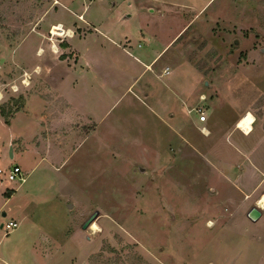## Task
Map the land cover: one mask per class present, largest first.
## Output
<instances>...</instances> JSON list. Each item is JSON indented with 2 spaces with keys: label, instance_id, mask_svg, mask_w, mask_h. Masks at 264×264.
<instances>
[{
  "label": "rangeland",
  "instance_id": "374dc122",
  "mask_svg": "<svg viewBox=\"0 0 264 264\" xmlns=\"http://www.w3.org/2000/svg\"><path fill=\"white\" fill-rule=\"evenodd\" d=\"M114 1L118 12L133 13L119 28L150 20L151 0ZM192 11L184 10L186 16ZM66 12L53 0H0V106L21 132L7 140L10 128L0 116V167L18 163L27 177L21 186L0 177V224L18 221L9 230L0 226V264H245L249 233L264 235V215L241 221L261 196L257 179L263 177L264 159L260 168L242 157L226 160L237 148L224 140L217 147L221 130L211 123L209 105L210 98L216 100L224 127L236 139L257 138L236 126L246 111L255 115L254 131L264 130V0H211L210 19L198 18L202 24L186 32L182 61L168 76L178 89L183 84L190 94L207 95L199 104L208 110L212 128L208 133L198 125L189 128L194 138L186 132L179 136L173 126L198 117L196 106L189 114L184 98L174 93L167 102L174 118L167 114L170 123L161 121L125 92L134 76L109 62L114 51L103 49L100 35L82 42L83 50L91 47L97 56L101 66L94 70L100 74L63 78L60 87L71 103L65 116V101L47 86L55 68L51 61L69 64L78 57L69 41L81 34L49 32L51 22ZM41 13L46 14L42 28L35 30ZM30 93L35 96L29 113L17 114ZM245 107L249 110L237 116ZM10 146L23 155L16 152L13 158ZM252 170L256 175L243 182L256 191L244 194L239 175ZM96 210L93 221L100 229L92 232L82 225ZM62 212L75 222H65Z\"/></svg>",
  "mask_w": 264,
  "mask_h": 264
},
{
  "label": "crops",
  "instance_id": "0c3cea01",
  "mask_svg": "<svg viewBox=\"0 0 264 264\" xmlns=\"http://www.w3.org/2000/svg\"><path fill=\"white\" fill-rule=\"evenodd\" d=\"M210 1L211 0H151L148 8V11L151 12L150 20L145 21L133 29L125 30L118 27V22L126 21L127 19L132 18L133 13H125L126 11L121 13L118 12L117 8L115 7L116 1L114 0L112 3L113 5H110L108 0H57V2L53 4L61 5L63 9H67V12L64 14L63 19H58L57 21L51 22V24L55 22H61L64 28L69 29L70 34L68 36H72V31L74 33L77 32L78 34H81L80 36L73 37L69 41V47L75 51L76 55L78 56L75 60L71 61L69 64L58 61H53L54 63L52 61L50 62V65L54 66L55 64V68H51L49 71V85L47 88H49L53 93L52 96L56 98L61 97V99L65 101V103L63 102L62 104V106L65 104V107H61V112L65 113V111H67L65 113V116H67L70 108L69 106L71 105L69 100L65 97V92L63 91L64 89L60 87L65 75L82 73V75H90L91 79H93L98 74H100V72L94 70L96 66L99 67L101 65L98 64V60L96 59L97 56L91 55V47H86V51L82 48V42L90 40L91 37L96 40L99 35L102 39L100 44L103 49L114 51V55H111L109 62H115V65L120 67V69L125 71V73H132L134 76L131 80V83L127 86L125 92H130L132 97L144 103L148 107L147 109L154 113L161 121H167V123H170L167 114H170L171 117L174 118V112L171 110L170 104L167 103L170 101L174 93L175 96L179 94V96L181 95L184 98L185 104H187L186 110L189 114L193 110L191 107L199 105L204 106V104H199V102L206 100L207 95L204 91H193L192 94H190V92H188L190 91V87L186 88V86L183 84L179 87V90L178 87L174 85V83H171L168 75L172 74V67L174 64L179 65L182 61L179 57V52L185 44L186 32L194 29V26H200L202 24L199 21V23L197 22L198 18L201 19L205 17L208 20L212 16L211 12H206ZM130 3L131 1H129V4ZM92 8L93 12L90 11ZM185 9L193 10L190 12L191 15L186 16V13L184 12ZM80 14H82V17H79ZM45 16V13H41L39 15V23L35 25V30H41V24ZM169 22H173L175 27L170 26ZM206 22L207 21H205V23ZM209 23L210 22L207 24ZM169 30L171 31L167 32ZM133 37H135L137 41H132ZM135 42H137L136 45ZM169 49H172V53L169 54V56H164L165 50ZM98 53L99 49L97 50V54ZM47 65V63H43L44 67ZM136 65L139 68L138 70L134 69ZM166 67H168L169 72L164 71ZM59 72L60 75L58 77ZM146 73H148L147 78L144 76ZM142 77L143 81H141ZM75 82L76 80L73 78L71 86H74ZM161 82L164 85L163 91L160 89L162 88L159 84ZM34 96V93H30L25 97L23 106L21 109H19V111H17V114L20 112L25 113V115L29 113V109L31 108L28 106V102ZM39 96L42 97L41 95ZM210 100L212 101V103L209 105L211 107L210 110L213 111L212 115L210 114L211 123L214 124L215 128L218 127L221 130V133L218 134L220 136V140L219 144H217V147H219L220 144L222 145V141L224 140L231 147L237 148L235 151L231 149V154L229 153L230 155L225 154L226 160L230 159L231 162H234V160L240 159L242 157L241 161L245 159V161H248L250 166L254 165L260 168L259 162L264 159V130L260 133L255 132L253 122L252 131L253 134L255 133L254 135L257 136L253 143H249V138L246 136H242V141L239 140V138L236 139L235 133H231V129L224 127L225 121L222 120L216 110L218 103L213 98H210ZM249 107H245V109L240 110L236 115L239 116L243 110H246ZM204 108L206 114V119L204 121H201L199 117L195 116L188 121L179 123L177 127L173 126L174 130H178L176 133L179 136H184L182 132H186L190 137H193L189 128L193 130L195 125H206V127L210 130L212 127L209 124L207 125L208 118L210 116L206 107ZM0 116L2 115L0 114ZM14 118L11 117L9 123L4 121L8 128H10L7 140L12 139L18 134H21V132H17L15 130L16 128L13 124ZM237 121L238 119L236 120V123ZM54 122L57 123L59 121L56 119ZM51 124L54 123L52 122ZM16 152L17 151L13 149V158ZM17 153L20 154L19 152ZM255 172L257 171L252 170L246 173L243 171L239 175V181L241 182L240 184H244L243 180L245 179V176L251 173L256 175ZM258 181L260 182V187L258 186L260 188L259 193L264 195V173L263 177L257 179V182ZM255 182L256 181H254V183ZM244 187L241 185V191L244 194H249L252 191H256V189L250 190L252 186L249 188L244 184ZM241 198L242 196L238 199L240 200ZM242 200L243 198L240 202H242ZM241 204L243 207L247 205L246 203ZM255 205L261 209V215L256 220H251L247 216V211L250 207L246 208V211H244L243 214L244 217L241 219L242 222H245V216L251 221H257L264 215V205H259L257 201ZM22 215V217H25V214ZM59 216L60 218L65 219V222H75L73 215H69L67 212H62ZM65 236L67 235L65 234ZM246 242L247 246L244 253L246 256L245 264H264V235L253 232L249 233ZM37 247H33V250L36 251ZM39 249V252L41 253V261L45 262L47 260V256H45L46 254L44 252L45 247L44 249L42 247ZM207 262L205 264H216L212 260ZM71 263L72 262L69 264Z\"/></svg>",
  "mask_w": 264,
  "mask_h": 264
},
{
  "label": "built area",
  "instance_id": "2783aa9c",
  "mask_svg": "<svg viewBox=\"0 0 264 264\" xmlns=\"http://www.w3.org/2000/svg\"><path fill=\"white\" fill-rule=\"evenodd\" d=\"M55 2H57V0H53V3H55ZM79 17H82V14H80ZM58 24L61 25L62 30H65L66 32L69 31V29L64 28V26L62 25L61 22H58ZM58 24H56V25H58ZM53 26H54V24H51L49 27V32L52 35L55 34L53 32ZM71 34L73 35L74 32L72 31ZM64 35H66V34H64ZM66 36H68V35H66ZM164 71L169 72L168 67H166L164 69ZM13 89H14V87H13ZM194 109L198 112L199 119L201 121H204L206 119L204 106L199 105V106H196ZM198 127H199L200 131H202L203 133H205V129H206V131H209V129L206 127V125H200ZM0 177L6 178V179L12 180V181H17V182H19V184L24 182V180L26 179V175L18 163H11L6 169L0 167ZM17 225H18V221L15 219H7V220L2 222V226L8 230L14 228Z\"/></svg>",
  "mask_w": 264,
  "mask_h": 264
},
{
  "label": "bare ground",
  "instance_id": "6f19581e",
  "mask_svg": "<svg viewBox=\"0 0 264 264\" xmlns=\"http://www.w3.org/2000/svg\"><path fill=\"white\" fill-rule=\"evenodd\" d=\"M53 32L55 34H58V35H63L66 31L65 30H62V27H61L60 24H58V25L54 24V26H53ZM66 34L69 35L70 34V31H67ZM54 46H55V49L54 50L56 51L57 50L56 49L57 48V45H54ZM41 50H42V48L40 49V51ZM24 80H25V83L27 84L28 83V78L27 79H24ZM24 80H23V82H24ZM254 120H255L254 114L252 112H250V111H247V112H245L238 119V121H237V127L240 130H242L245 134H249L252 131V129H253L252 124H253ZM205 131H206V129H205ZM206 133H208V132L206 131ZM257 203L259 205H261V206L264 205V195H261L257 199ZM208 224L209 225H212L213 223L210 221ZM99 229L100 228H99L98 223L96 221H92L91 224H90V230H92V232H96Z\"/></svg>",
  "mask_w": 264,
  "mask_h": 264
},
{
  "label": "water",
  "instance_id": "95a60500",
  "mask_svg": "<svg viewBox=\"0 0 264 264\" xmlns=\"http://www.w3.org/2000/svg\"><path fill=\"white\" fill-rule=\"evenodd\" d=\"M12 147L10 146L9 149V153L11 156H13V151H12ZM3 215H6V211L2 212ZM98 211L96 210L95 212H92L84 221L83 223V228H87L90 226L91 222L94 220V218L97 216ZM261 215V209L257 206V205H252L248 211H247V216L251 219V220H256L259 216ZM0 226H2V223L0 224Z\"/></svg>",
  "mask_w": 264,
  "mask_h": 264
},
{
  "label": "trees",
  "instance_id": "16d2710c",
  "mask_svg": "<svg viewBox=\"0 0 264 264\" xmlns=\"http://www.w3.org/2000/svg\"><path fill=\"white\" fill-rule=\"evenodd\" d=\"M0 114L4 117V121H5L6 123H9V117L7 116L5 110L3 109L2 106H0Z\"/></svg>",
  "mask_w": 264,
  "mask_h": 264
}]
</instances>
